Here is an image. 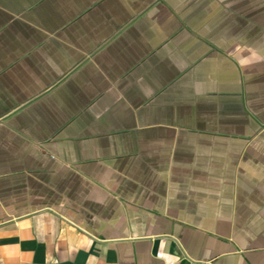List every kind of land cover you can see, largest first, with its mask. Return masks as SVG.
I'll use <instances>...</instances> for the list:
<instances>
[{
  "label": "crops",
  "instance_id": "obj_1",
  "mask_svg": "<svg viewBox=\"0 0 264 264\" xmlns=\"http://www.w3.org/2000/svg\"><path fill=\"white\" fill-rule=\"evenodd\" d=\"M0 264H264V0H0Z\"/></svg>",
  "mask_w": 264,
  "mask_h": 264
}]
</instances>
